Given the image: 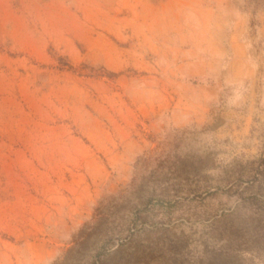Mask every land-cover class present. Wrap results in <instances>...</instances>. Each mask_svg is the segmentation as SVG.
I'll use <instances>...</instances> for the list:
<instances>
[{
    "label": "rangeland",
    "instance_id": "374dc122",
    "mask_svg": "<svg viewBox=\"0 0 264 264\" xmlns=\"http://www.w3.org/2000/svg\"><path fill=\"white\" fill-rule=\"evenodd\" d=\"M0 264H264V0H0Z\"/></svg>",
    "mask_w": 264,
    "mask_h": 264
}]
</instances>
